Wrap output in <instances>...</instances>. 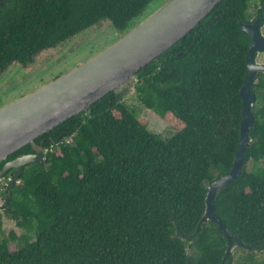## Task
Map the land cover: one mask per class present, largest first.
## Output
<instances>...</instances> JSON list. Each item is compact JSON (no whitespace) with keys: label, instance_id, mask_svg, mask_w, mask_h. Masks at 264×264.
I'll return each mask as SVG.
<instances>
[{"label":"trees","instance_id":"obj_1","mask_svg":"<svg viewBox=\"0 0 264 264\" xmlns=\"http://www.w3.org/2000/svg\"><path fill=\"white\" fill-rule=\"evenodd\" d=\"M153 1L11 0L0 10V60L24 59L101 20L125 35ZM251 1L224 0L138 75L136 99L174 131L170 140L113 92L0 164L46 150L2 208L23 235L6 238L0 212V264H222L227 240L202 218L206 184L231 171L240 139L251 41L239 23H248ZM256 79L243 172L214 200L233 247L241 244L225 264H264V73ZM14 174L0 180L5 198L2 182Z\"/></svg>","mask_w":264,"mask_h":264},{"label":"water","instance_id":"obj_2","mask_svg":"<svg viewBox=\"0 0 264 264\" xmlns=\"http://www.w3.org/2000/svg\"><path fill=\"white\" fill-rule=\"evenodd\" d=\"M10 1L0 0V8ZM223 1L154 0L135 19L132 29L114 44L56 81L0 108V164L73 117H87L90 108L108 94L118 92L122 99L132 89L141 72L186 38ZM261 23H264V18L255 19L252 23H239L242 32L251 41L246 56L247 74L239 93L243 104L240 139L231 171L213 181L208 188L202 218V223L207 220L217 225L219 234L227 240L228 248L222 264L241 244L233 247V239L215 214L214 200L217 191L236 181L244 169L245 153L251 142L250 131L255 123L252 110L256 97L252 88L257 83V75L264 73V66L255 62L256 56L264 51ZM45 153L43 149L5 163L0 170V180L15 171L6 188V206L24 168L43 163Z\"/></svg>","mask_w":264,"mask_h":264},{"label":"flooded vegetation","instance_id":"obj_3","mask_svg":"<svg viewBox=\"0 0 264 264\" xmlns=\"http://www.w3.org/2000/svg\"><path fill=\"white\" fill-rule=\"evenodd\" d=\"M2 14L0 19L3 17ZM111 32L115 36L121 35L110 21L101 20L50 47L29 54L30 56L24 59L22 57L6 62L0 60V108L37 91L84 64L81 62L84 56L90 55L88 58L90 60L98 54L93 51L97 50L100 37ZM34 151L39 152V149L35 148Z\"/></svg>","mask_w":264,"mask_h":264},{"label":"rangeland","instance_id":"obj_4","mask_svg":"<svg viewBox=\"0 0 264 264\" xmlns=\"http://www.w3.org/2000/svg\"><path fill=\"white\" fill-rule=\"evenodd\" d=\"M262 1L263 0H252L250 2L249 8H248V11L246 14V16H247L246 19H247L248 23H252L256 19V18H254V16L256 15L257 10L264 8V5L263 6L261 5ZM261 35L264 38V24L261 27ZM117 36H119V38L121 37V35L115 36V34L113 32L106 33V34L102 35L99 39L100 43L96 47L97 50H95L93 52L100 53L104 49L108 48L109 46L114 44L119 39V38L117 39ZM99 46H100V48H99ZM84 57L81 59V62H83V63H85L89 60L88 58L90 57V55L85 57L86 59H84ZM255 62L258 65L264 66V51L259 53L256 56ZM9 96H7V97H9ZM16 98H19V96H16ZM121 100L129 107L130 111L136 115V117L139 121L143 120L144 122H146L148 124L147 128L150 131V133L160 136L164 141L170 140L174 136V131L161 118H159L156 114L150 112L149 110H146L137 101L133 87L127 94L124 95V97ZM250 168H251V164L249 163L247 165V170H250ZM2 183H4V185L6 186L7 183H9V181H3ZM209 187H210V183H207L206 188H209ZM2 192H3V189L0 188V212H1V214H3V228H4V232H5V237L9 239V234L11 231H14L15 234L18 237H20L24 233L23 230L19 229L15 225L14 222L10 221L7 217L4 216V211L2 208L5 204L6 198L2 195ZM236 252H239V253L236 254ZM236 252H235V254H236L235 259H237L241 254L239 249H237Z\"/></svg>","mask_w":264,"mask_h":264}]
</instances>
